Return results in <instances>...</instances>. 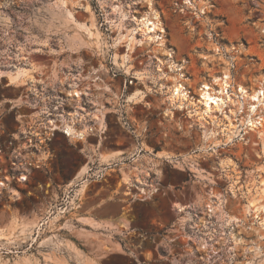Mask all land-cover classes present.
<instances>
[{
	"label": "rangeland",
	"instance_id": "rangeland-1",
	"mask_svg": "<svg viewBox=\"0 0 264 264\" xmlns=\"http://www.w3.org/2000/svg\"><path fill=\"white\" fill-rule=\"evenodd\" d=\"M147 4L0 0V264H264V98L241 91L264 83V0H154L159 40L136 23ZM77 110L83 136L61 122Z\"/></svg>",
	"mask_w": 264,
	"mask_h": 264
},
{
	"label": "bare ground",
	"instance_id": "bare-ground-1",
	"mask_svg": "<svg viewBox=\"0 0 264 264\" xmlns=\"http://www.w3.org/2000/svg\"><path fill=\"white\" fill-rule=\"evenodd\" d=\"M145 2L148 3L147 4L148 10L146 12H144L142 15H140L139 18H135L136 23L138 24L140 30L143 31L144 35L149 36L150 38L158 39V40L162 39L163 38V36H162L163 26H162L161 16L159 15V12L154 7V0H145ZM116 8H119V7L117 6ZM120 8H121V6H120ZM121 13L122 14L120 17V21L122 24L123 20H125V18L127 16V14L123 13V12H121ZM134 33H135V31L128 30V33L126 35L120 36V40H122L123 38H126V41L128 42L127 46L129 48V50L133 47L132 45L135 43ZM80 43L81 42L73 39L71 46H72V48L75 46L77 48V47H79ZM159 43H160V45H162L163 41L161 40ZM116 44H118V43L116 42ZM132 50H131V52H133ZM74 52H76V51H74ZM129 53H130V51H129ZM127 57H128L127 53L123 56L116 53L113 56L115 63L118 65H121V66L126 65L125 62L127 60ZM29 64H30V66H29L30 68L17 69L15 72L10 73L9 74L10 80L13 82H17V81L25 82L28 79H34L35 78L34 73L37 72L38 70H36L35 64L33 65L31 63V61H29ZM56 75L57 74H55V76ZM224 75L225 76L216 77L214 79L215 82H218V88L222 89V90H224L227 87V85L230 83V77H231L229 72L224 73ZM138 76L141 77L142 75H138ZM70 80H71V82H69V87H70L69 95L72 96L73 99L77 101V103H79L82 99L83 94H89V92H88L89 87H87L85 85L83 87H81L80 78L78 76H74ZM215 90L216 89L214 88L212 83L211 84L210 83H204L202 85L201 96H202V99H203L204 104H205L206 112L209 111L212 107H217L219 105V104H216L217 102L215 104L212 103L211 106L208 105L212 99H215L216 101H218V103L222 101V100H220L219 97L214 95ZM241 91L245 92V94H247L253 100H255V99H258V100L262 99L263 100V98H264V83H263V81L260 82L259 87L256 88L255 90L251 91V92H249V90H246L243 87L241 88ZM171 95L175 99H179V100L186 99L188 96L187 88L184 86V84L182 82L177 80V82L172 87V94ZM132 96H133V98H135V97L138 98L137 100H139L143 97L142 95H139V91L134 92ZM96 112H99V113H94V118L98 119L99 122L102 124L105 121V111L98 109ZM84 116L85 115H83L80 111L77 110L76 112L72 113L71 116H68L66 118L63 117L61 119L62 126L70 134L74 133V134H78L81 136L86 135L88 133V131L90 130V127H88L87 125H84L83 127H80V128L76 127V123L78 121H82ZM261 118L262 117H259V119H261ZM254 120L255 119L250 120L252 122V124L255 123L256 120L255 121ZM263 120H264V117L261 119L260 123L264 125ZM250 206H252L255 211H257L259 209V207H256V205L252 204ZM37 225L38 224L32 223V224H26L23 227L19 226L21 228V230H19L20 228H14L9 232V234L13 235L15 232H19L20 235H27L30 231H32L31 229L33 227H36ZM7 233H8L7 231L1 230L0 231V238H6ZM21 253L24 254L25 256L24 257L22 256L23 258H22V261L20 264H40L38 261H32L31 257L28 255L27 250H25L24 252H21ZM47 261H48L47 264H60L55 259H53V261H52V258H49V259L47 258Z\"/></svg>",
	"mask_w": 264,
	"mask_h": 264
}]
</instances>
